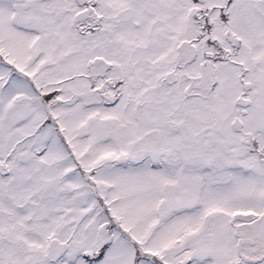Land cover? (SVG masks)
<instances>
[{
    "label": "snow or ice",
    "instance_id": "snow-or-ice-1",
    "mask_svg": "<svg viewBox=\"0 0 264 264\" xmlns=\"http://www.w3.org/2000/svg\"><path fill=\"white\" fill-rule=\"evenodd\" d=\"M0 264H264V0H0Z\"/></svg>",
    "mask_w": 264,
    "mask_h": 264
}]
</instances>
